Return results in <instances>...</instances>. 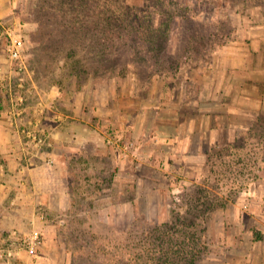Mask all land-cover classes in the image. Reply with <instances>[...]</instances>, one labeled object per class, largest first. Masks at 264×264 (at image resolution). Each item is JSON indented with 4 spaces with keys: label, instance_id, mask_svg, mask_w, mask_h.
I'll use <instances>...</instances> for the list:
<instances>
[{
    "label": "rangeland",
    "instance_id": "374dc122",
    "mask_svg": "<svg viewBox=\"0 0 264 264\" xmlns=\"http://www.w3.org/2000/svg\"><path fill=\"white\" fill-rule=\"evenodd\" d=\"M5 25L25 36L28 72L3 38L1 115L25 173L46 161L41 184L67 194L39 210L51 232L0 230L9 264L34 231L30 257L57 264H264V0H15ZM230 120L245 126L226 150L203 132L170 144ZM55 146L67 165L48 161Z\"/></svg>",
    "mask_w": 264,
    "mask_h": 264
},
{
    "label": "crops",
    "instance_id": "0c3cea01",
    "mask_svg": "<svg viewBox=\"0 0 264 264\" xmlns=\"http://www.w3.org/2000/svg\"><path fill=\"white\" fill-rule=\"evenodd\" d=\"M15 14V0H0V24L11 20L12 16ZM2 39H0L1 42ZM55 93V92H54ZM264 99L260 100L262 103ZM2 111L4 109L0 105V230L8 231L19 229L22 223L28 224L29 221L35 223L44 232H51L47 221H41L38 216L39 210L42 211L46 206V209H56L57 204L53 201V197L58 199L62 196H67L66 193H57V189L51 184H41L42 177L50 176L52 168L50 164L46 161L39 163L37 166L30 168L29 172L25 173V169H22L21 160L22 155L18 153L20 145L15 141L16 133L14 128L8 127L7 121L2 117ZM229 114L232 117L247 115L244 110L240 107H233L229 110ZM230 124L226 127H213L208 126L204 131L199 130V128L190 125L189 132H186L184 137L174 136V139L170 140V144H181L183 146L182 150L185 148L186 144L191 142V138L195 134L208 133L207 143L210 147H215L217 145H222L234 140V131L237 128H242L245 125L242 123H236L235 121H229ZM55 132L56 138L58 135V128H53V133ZM203 132V133H202ZM225 132V138L221 139L220 133ZM190 140V141H189ZM58 142V141H57ZM57 146V143H55ZM56 146L48 155L54 156L48 161H54L59 165H67L68 161L65 158L59 157L57 153ZM83 145L75 147L76 150H82ZM199 155V156H198ZM206 154L201 155L199 152L196 154H189L188 151L183 152L182 158L190 161L196 156L199 158L205 157ZM44 180V179H43ZM46 180V179H45ZM26 182L29 183L30 187H26ZM25 214V215H24ZM4 241H1V245H4ZM47 242L48 239H47ZM46 251L43 252V257L33 260L28 254H24L25 264H57L53 262V251L45 248ZM8 248H0V259L3 260V264H9L10 260L6 255ZM19 252L18 254H20ZM3 256L6 258L3 259Z\"/></svg>",
    "mask_w": 264,
    "mask_h": 264
},
{
    "label": "built area",
    "instance_id": "2783aa9c",
    "mask_svg": "<svg viewBox=\"0 0 264 264\" xmlns=\"http://www.w3.org/2000/svg\"><path fill=\"white\" fill-rule=\"evenodd\" d=\"M6 39L8 41L7 44V52L12 59L13 63H18V67L20 71L27 70V63L24 59V50L26 45V39L22 32H20L16 27L7 26L4 23L0 24V39ZM8 75L6 74L4 68L0 66V88H5L7 83ZM44 137L39 136L34 137L39 145L42 142H45ZM43 210V209H42ZM26 250L30 256H34L37 254L38 249L43 245V239L38 231H34L33 235L26 240Z\"/></svg>",
    "mask_w": 264,
    "mask_h": 264
},
{
    "label": "trees",
    "instance_id": "16d2710c",
    "mask_svg": "<svg viewBox=\"0 0 264 264\" xmlns=\"http://www.w3.org/2000/svg\"><path fill=\"white\" fill-rule=\"evenodd\" d=\"M61 6H62V4H61ZM57 11H59V13H61V12H63L62 11V8H58L57 9ZM38 22V21H37ZM40 22V21H39ZM39 24V23H38ZM109 24V22L107 23V24H104V30H105V32H106V36H105V34L103 35V40H104V46H106V47H108L109 48V46H108V43L110 42V39H111V35L110 34H112V32L110 33V29H111V26L110 25H108ZM108 34V35H107ZM146 35L148 34V32L147 33H145ZM155 41H157V39H155ZM264 121V116H262V117H260V118H258V122L260 123H262ZM259 127V126H258ZM256 127H252L248 132H247V136L248 135H250L251 134V132H252V134H256V130L257 129H255ZM251 136V135H250ZM236 138H240V137H236ZM234 140H232V141H230V142H228V143H226L225 145H223V146H220V145H217V146H215V147H220V148H222V150L224 149V150H226V149H228V147H231V146H233V145H230V144H232V142H233ZM220 153V152H219ZM219 155H221V154H219ZM261 156V155H260ZM262 156H263V154H262ZM260 159H258V172L261 170V165L262 164H264V156L263 157H259ZM160 237H158L157 239H159ZM160 244H162V243H160ZM159 244V245H160ZM155 245V244H154ZM158 246V245H157ZM150 251V250H149ZM145 254V253H144ZM144 258V257H143ZM154 259H155V257H154ZM145 263H148V260L147 259H145L144 258V260H143ZM150 261V260H149Z\"/></svg>",
    "mask_w": 264,
    "mask_h": 264
}]
</instances>
